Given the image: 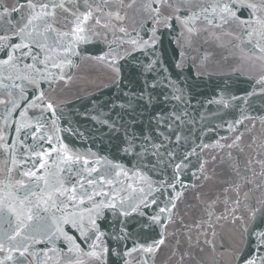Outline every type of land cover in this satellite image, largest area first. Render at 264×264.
Here are the masks:
<instances>
[{"label":"snow or ice","instance_id":"1","mask_svg":"<svg viewBox=\"0 0 264 264\" xmlns=\"http://www.w3.org/2000/svg\"><path fill=\"white\" fill-rule=\"evenodd\" d=\"M0 264H264V0H0Z\"/></svg>","mask_w":264,"mask_h":264},{"label":"water","instance_id":"2","mask_svg":"<svg viewBox=\"0 0 264 264\" xmlns=\"http://www.w3.org/2000/svg\"><path fill=\"white\" fill-rule=\"evenodd\" d=\"M213 84H214V81L213 82H205V83H202L200 85V87L197 89V92L200 93L201 95H199L197 97V99H205L206 97L210 96L212 94V90H213ZM105 97H101V99H104ZM75 106L76 107H80V102L77 101L75 102ZM83 128L84 129H88L89 128V125L87 122H83Z\"/></svg>","mask_w":264,"mask_h":264}]
</instances>
